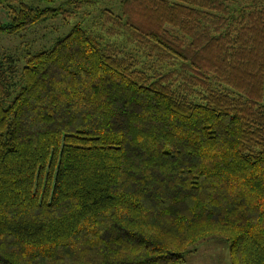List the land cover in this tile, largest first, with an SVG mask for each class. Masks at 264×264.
Listing matches in <instances>:
<instances>
[{
	"label": "trees",
	"instance_id": "trees-1",
	"mask_svg": "<svg viewBox=\"0 0 264 264\" xmlns=\"http://www.w3.org/2000/svg\"><path fill=\"white\" fill-rule=\"evenodd\" d=\"M98 1L0 0V264H264V4Z\"/></svg>",
	"mask_w": 264,
	"mask_h": 264
},
{
	"label": "rangeland",
	"instance_id": "rangeland-1",
	"mask_svg": "<svg viewBox=\"0 0 264 264\" xmlns=\"http://www.w3.org/2000/svg\"><path fill=\"white\" fill-rule=\"evenodd\" d=\"M114 0H102L98 1L96 3V6H110ZM246 4L249 3L247 0H243ZM256 4L258 6H262L264 4V0H255ZM232 6H235L233 3ZM86 11H90V8L83 9ZM82 11L79 14H76L75 18H72L70 23L67 25H71L78 21L80 19ZM97 17L96 16H90L87 20V26L90 32L94 34H98V31L96 29L97 24ZM57 22L52 21V23L42 24L38 27L31 28L29 32H26L23 34V37L20 39V37L13 35V36H0V52H9L10 55H13L12 53L16 50V48L19 46V42L22 41L23 43L30 41L31 48H39L42 45H48L50 42H48L49 35L47 33L52 32L49 28L52 27V25H55ZM46 26V28H44ZM62 27V32L67 28ZM153 67H158L157 63L153 64ZM181 264H229V257L226 250L225 244L223 245L222 242L217 239H214V241L211 242H204L199 244L197 252L191 253L187 255L184 258V262Z\"/></svg>",
	"mask_w": 264,
	"mask_h": 264
}]
</instances>
